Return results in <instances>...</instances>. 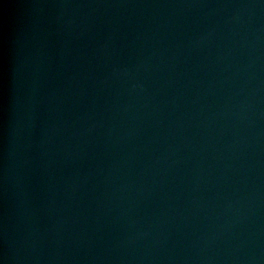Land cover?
<instances>
[{"label": "water", "instance_id": "water-1", "mask_svg": "<svg viewBox=\"0 0 264 264\" xmlns=\"http://www.w3.org/2000/svg\"><path fill=\"white\" fill-rule=\"evenodd\" d=\"M0 264H264V0H0Z\"/></svg>", "mask_w": 264, "mask_h": 264}]
</instances>
